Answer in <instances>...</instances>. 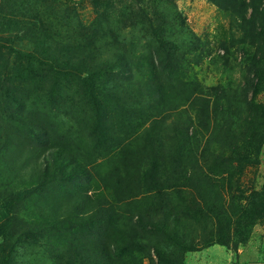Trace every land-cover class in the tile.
Segmentation results:
<instances>
[{"label":"rangeland","instance_id":"1","mask_svg":"<svg viewBox=\"0 0 264 264\" xmlns=\"http://www.w3.org/2000/svg\"><path fill=\"white\" fill-rule=\"evenodd\" d=\"M249 52L264 0H0V264H264Z\"/></svg>","mask_w":264,"mask_h":264},{"label":"trees","instance_id":"2","mask_svg":"<svg viewBox=\"0 0 264 264\" xmlns=\"http://www.w3.org/2000/svg\"><path fill=\"white\" fill-rule=\"evenodd\" d=\"M249 53L246 54V57L249 56L247 60V65H246L247 70H248L247 71L248 76L245 78V81H244V90H242V94H243L242 96L244 99H246L247 94H249L250 92L253 93L252 95L253 98L250 101V104L252 106L251 109H257V110L256 112H253V115L250 114L251 116L250 123L255 124L256 122L260 121L259 118L262 117V116L258 117L259 107L255 105L253 101L259 92L264 91V53L262 54L261 57H258L257 54H253V53L249 54ZM223 93L220 94L221 97H217V101L219 103H220V99L226 100L225 95ZM243 100H240L239 102L238 97L235 96L234 101L236 104H233V102L229 103V105L226 106V108H223L225 111L219 109L220 113L215 115L217 117V120H216L215 127H214V135L217 139V142H220L219 139L221 137L226 138L225 143L227 145L226 147L229 150L230 156H231V152H233L232 157L236 158L237 161H245L249 164L253 162V158L252 156L247 155L246 153L243 152V148H244L243 144L239 145L238 139L236 135H234L233 133V128H234L233 123H234L235 117L232 115V112H231L232 111L231 108H234L235 110L236 109L241 110V106L239 105V103L240 104L243 103ZM227 110H229V114H227L226 112ZM252 139H255V136ZM211 207L208 209L211 210ZM247 212L248 213H244L246 214V220L245 218H243V215H242L243 222H247V219L252 220L256 215H259L260 217L263 216L264 215L263 214L264 213V202L258 203L255 207L251 208ZM213 213H215L214 215L216 216V218L219 217L218 218L219 220L224 218L225 216V215L222 216V212H220V209L217 210L216 212H214L213 210ZM147 222L149 223V225L153 226L154 228L155 227L162 228L156 224V222L158 221L154 222V220H148ZM165 227L168 228L167 225ZM104 235H105L104 231L100 233V236L102 238L104 237ZM100 257H101V260L100 259L99 260L102 264H117L116 260L113 258V256L109 252V249L106 245H104V249H103V252L100 253Z\"/></svg>","mask_w":264,"mask_h":264}]
</instances>
